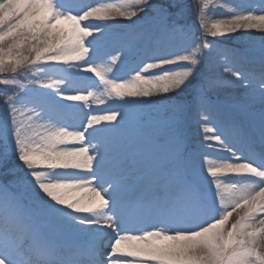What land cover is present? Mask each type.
<instances>
[{
    "label": "snow or ice",
    "instance_id": "6c2138e0",
    "mask_svg": "<svg viewBox=\"0 0 264 264\" xmlns=\"http://www.w3.org/2000/svg\"><path fill=\"white\" fill-rule=\"evenodd\" d=\"M215 10L0 0V167L20 174L0 183V264H264V38L258 56L216 40L264 33V9ZM146 18L143 35L111 33ZM174 40L183 54L166 49ZM116 42L118 55L97 63ZM141 49L151 54L130 79L111 77ZM219 56L245 70L202 75ZM230 87L244 95L223 96ZM103 105L115 107L92 111Z\"/></svg>",
    "mask_w": 264,
    "mask_h": 264
},
{
    "label": "rangeland",
    "instance_id": "374dc122",
    "mask_svg": "<svg viewBox=\"0 0 264 264\" xmlns=\"http://www.w3.org/2000/svg\"><path fill=\"white\" fill-rule=\"evenodd\" d=\"M264 0H214V6H215V18H221V17H226L228 13V8H235L237 10L239 9H252L251 7H254L253 9H257ZM109 2H124V0H109ZM185 4L191 3V0H184ZM77 7L81 10V5H77ZM210 18L211 14H210ZM189 17V21H191ZM147 30V18L144 20H138L135 25H131L127 21L119 20L118 22H112L111 24V33L115 37H120L124 35L125 33H135L137 35H143V33ZM262 38H264V33H261L257 30H249L245 34H241L240 32H237L235 34H232L230 37H218L216 38L220 49L224 50H236L238 47H242V51H248V49H252L257 47L258 45H261ZM208 39H212L209 37ZM224 40V41H223ZM114 45L112 46H106L104 49V55L101 58H98L96 60L97 63H106L108 60L111 59L112 56L118 55L119 49L121 47L119 42L113 43ZM115 45H118L119 49L116 48ZM237 45V46H236ZM166 49L170 52L177 53V54H183V49L186 47V44L180 40H174L170 44L165 45ZM145 50L141 49L139 50V54L143 53ZM136 55H128L122 58V61H118L117 65L114 67L113 72L110 74L112 78H115L117 80L121 79H130L133 74H128L125 73L124 75L117 74V71L125 69L127 71H134L138 70L140 63H134L131 64V62L135 59ZM146 59V58H145ZM128 63L127 66H125ZM224 65H230V66H235L233 65V62L231 61L230 56H219L216 58V64L212 67L208 65L206 62L202 68H201V74L202 75H225L227 76V73L222 72V66ZM135 72V71H134ZM87 73H82V75L85 76ZM116 75V76H115ZM27 76V75H26ZM23 76V80L25 81V77ZM115 76V77H114ZM4 86L0 85V88H3ZM94 90V89H92ZM189 92H191V89H189ZM223 96H232L236 97L237 99L241 98L244 95V89L240 87H230L227 88L223 91L222 93ZM251 105L255 106V109H261V105L259 103H252ZM112 107L115 105H103L98 108H95L98 111H103L104 107ZM190 123L195 124L193 118H189L186 128H185V133L188 130L187 126L190 125ZM196 125V124H195ZM192 128V126H191ZM196 128L198 129V126L196 125ZM194 128V130H196ZM193 134V131H192ZM188 139L190 137L186 135ZM14 162H10V167H12V164ZM20 174L18 173V176ZM235 217V213L233 214V218ZM233 218H230L229 223L233 221Z\"/></svg>",
    "mask_w": 264,
    "mask_h": 264
}]
</instances>
